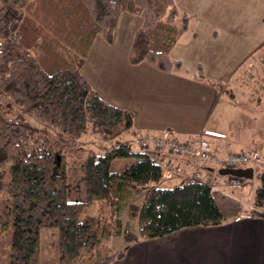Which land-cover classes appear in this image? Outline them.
Wrapping results in <instances>:
<instances>
[{
  "label": "trees",
  "instance_id": "obj_1",
  "mask_svg": "<svg viewBox=\"0 0 264 264\" xmlns=\"http://www.w3.org/2000/svg\"><path fill=\"white\" fill-rule=\"evenodd\" d=\"M123 12L142 20L128 51L130 64L146 63L160 72L181 68L170 52L188 19L179 15L175 0H0L2 264H39V236L46 228L58 233V264H111L126 247L106 249L104 239L122 235L131 243L229 221L204 182L159 184L152 147L109 143L130 130L133 114L102 99L81 68L97 36L113 44ZM254 58L255 73L244 70L236 83L242 88L245 80V89L258 95L264 90V44ZM88 132L104 144L83 157L85 200H69L66 159L81 155L78 141ZM258 165L264 163L254 171ZM255 174L248 216L264 218V170ZM137 194L139 206L132 203ZM132 216L137 234L129 230Z\"/></svg>",
  "mask_w": 264,
  "mask_h": 264
},
{
  "label": "rangeland",
  "instance_id": "obj_2",
  "mask_svg": "<svg viewBox=\"0 0 264 264\" xmlns=\"http://www.w3.org/2000/svg\"><path fill=\"white\" fill-rule=\"evenodd\" d=\"M179 2V15L183 10L190 12L186 15L188 19V28L181 35L186 34L181 42L172 48V55L174 57L179 56L181 58L182 68L181 72L188 76V74L200 73L205 75L206 78L212 79L215 81L214 84L219 87H222L224 83L231 82V77H236L241 80V75L243 71L252 70L255 73L254 55L259 48L264 44V0H178ZM124 17H132L129 20L121 19L118 38L127 39V33L134 31V28L138 26V20L140 21L141 17L138 15H129L126 12H123ZM181 16V15H180ZM193 34V35H192ZM99 37V36H97ZM109 45V44H107ZM106 56L111 61H114V57H118V63L122 66V63H129V52L127 46L123 43V46L120 45L111 50L106 46L105 52L99 48V44L94 42L93 47L89 50L84 61V69L92 71L94 68V62L96 58L101 56ZM178 58V57H177ZM199 63V64H198ZM200 65V72L197 68ZM131 65V64H130ZM179 70V69H178ZM108 71V68L105 70V74ZM147 69L144 67L133 68V66H123L118 68L117 71H113L107 75V77L102 79L103 87L106 89L105 93L120 106H127V108L136 111L147 102V95L145 96V90L143 87H146V76L145 73ZM85 76L86 73H84ZM255 75V74H254ZM253 76V74H252ZM260 78V76H258ZM88 79V77H87ZM252 79V78H251ZM89 82L90 79H88ZM252 82V81H251ZM242 88L239 87V84L235 86L232 91L224 90L221 91L220 98L216 102L215 108L214 104L212 113L209 116V122L213 120H220L221 122L226 121V124L231 127V130L242 132V137H238L239 140L244 139L243 141L248 140V137H251L255 132V117L264 118V113H255V100L246 98L248 92L245 85V80L242 81ZM162 86H167L171 89L173 93L180 97H187L196 100L200 95L207 94L203 91L197 90L189 86L187 83L178 84L176 88H172V84L169 82H162ZM232 85V83H231ZM153 86V85H149ZM234 87V86H232ZM230 88V87H229ZM162 89V88H160ZM236 89V90H235ZM255 89V88H254ZM227 91L228 96L225 94ZM238 91H242L244 105H241L242 102H239L240 96ZM147 94L150 93V90L147 91ZM167 94H166V93ZM233 92V93H232ZM152 93L166 95L165 100L170 101L168 91H159L155 92L153 89ZM195 94L194 98L192 96ZM231 95V96H230ZM153 98V97H149ZM227 101L229 105L225 102ZM239 102V103H238ZM174 103H177V100H174ZM164 103H162L163 105ZM173 106V110L170 113L172 116L173 122L179 121V116L184 115V113L192 114V107L189 106ZM227 106V108L223 106ZM260 106V108H262ZM254 107V108H253ZM124 108V107H123ZM186 108V110H185ZM245 108V109H244ZM254 109V110H253ZM260 110V109H258ZM31 123L36 121L33 118H28ZM232 121V123H231ZM262 122V121H261ZM130 130L124 132V134L109 143L112 145L120 143V140H130L131 143L138 142L141 136H144L146 133L134 132L130 135ZM204 130L202 136L199 137L203 141H207L209 144H212L209 141L207 135H205ZM150 133V132H149ZM166 136V139L175 143H179L172 134L168 132H163ZM140 136V137H139ZM79 143V152L81 155L76 158H67L66 159V170L68 168V198L69 200H79L83 198L85 200V195L81 196V192L84 191L83 183V157L86 154L87 150L100 151L101 145L104 144L100 136L95 133L88 132L84 134ZM137 144V143H136ZM251 148L252 145H248ZM241 149V148H240ZM164 153H169L166 150H159ZM215 151V150H214ZM250 149H241L238 152H254ZM217 154V151H215ZM236 152H226L224 154H219L222 158L226 157L229 154ZM171 154V153H169ZM215 154V155H216ZM255 154V153H252ZM221 158V160H222ZM262 159V160H261ZM221 160H210L209 162L196 163L198 166H214L216 169H226ZM264 163V147L260 150V161ZM172 166V165H171ZM168 171L164 174V178H172L174 171ZM264 170L263 165H258L255 173H259ZM4 178L7 182L9 180V165L3 167ZM197 177L192 176L189 180L201 181L207 184L209 187L216 186L220 190L213 192V197L218 204L221 212L225 217L231 219L238 214L249 212L252 209V195H253V186L257 184L258 178L254 174L253 179L247 180V183L244 185L234 188L236 190L242 191L245 189V194L241 192H236V194H231V192L225 191L222 187L223 183H229V179L225 180L223 183H218L215 179H203L202 176L196 174ZM173 185V184H172ZM228 186V185H226ZM225 186V187H226ZM229 187V186H228ZM218 193V194H217ZM248 193L249 196H248ZM220 194V195H219ZM244 198L243 201L242 199ZM142 195L137 194L134 198V205L139 206L141 203ZM224 199L223 201H221ZM96 204L94 205V207ZM93 207V209H94ZM125 215V214H124ZM127 218L128 215H127ZM137 221L134 216L130 218L129 230L132 234H137L136 228ZM48 230H55V228H46ZM101 244L106 248L113 251L121 250L125 245L123 243V236H115L110 240L104 239L101 241ZM3 259H0V264H2Z\"/></svg>",
  "mask_w": 264,
  "mask_h": 264
},
{
  "label": "crops",
  "instance_id": "obj_3",
  "mask_svg": "<svg viewBox=\"0 0 264 264\" xmlns=\"http://www.w3.org/2000/svg\"><path fill=\"white\" fill-rule=\"evenodd\" d=\"M177 1L178 0H175L176 7L177 10H179L180 4ZM182 13L184 14L180 15H187L190 12H185V10H183ZM123 16V13H121L115 30L113 44L107 45L101 37L95 38L94 42L99 44V48L102 49L103 52H105L106 46L113 50L115 47L120 45L123 46V43L127 46V50L129 51L133 34L141 25L142 20L140 19V21H137L138 26L134 28V31L127 33L126 40L124 38L119 39L118 30ZM125 18L129 20V18L132 17H124L123 19ZM185 35L186 34L179 38L175 46L181 42ZM93 44L91 48L93 47ZM170 56L181 62L179 56L174 57L172 55V50ZM118 59L119 58L116 56L113 59L114 61H111L105 55L98 57L94 62V68L92 71L84 69V61L81 72L86 79L87 77L90 79L91 82L87 79L88 82L102 99L131 111L133 114V123L129 131L130 135L134 132H150L155 134L168 132L177 140L183 142L190 137H201L204 130H211L223 135L222 138L208 137L209 141L212 143L213 149L217 151L218 154L238 152L241 151V149H255L254 152L260 156V150L264 147L263 117H255V121H253L255 123V129L253 131L255 132L251 137H248V140L246 141H243L245 138L239 140L238 137H242L243 133L231 130V127L226 124V121L221 122L220 120H213L210 123L208 120L212 113V109L215 108L216 102L220 98L221 91L228 89V91L231 92L232 89L238 85L236 83V80H238L237 76L231 77V82L229 83L226 80V83H224L222 87H219L214 84L215 81L206 78L205 75L200 73L198 75L197 73H192L188 74V76L179 73L181 72L180 69L182 66L179 70L160 72L146 63H140L137 65L122 63V66H120ZM125 65L133 66V68L144 67V69L148 70L145 73L147 79L146 87L143 88L147 91L150 90V93L147 94L145 90L144 95H147L148 97L147 102L137 109V112L127 108V106L118 105L115 100L111 99L105 93L106 89L103 87L102 79L107 77L109 71L112 73L114 70L117 71L118 68ZM199 66L200 65H198V67ZM107 68L108 71L105 74L104 72ZM84 73H86L87 76H85ZM242 76L243 75H241V77ZM162 82H169V84H172V88H176L180 83H187L192 88L203 91V93L208 92L207 94L198 96L196 100L187 97L184 98L175 95L171 89L167 88V86H162ZM153 89H155V92L161 90L168 91L170 93V95H168L170 101H166V95L163 96L162 93H152ZM225 94L228 96L227 91ZM238 95L240 96L239 102H242L241 105H244L243 97L246 96V98L248 97L249 99L255 100V108L253 107L255 113H264V106L260 108V106L264 104V90H261L258 95L256 93L255 95L248 93L245 96H243L242 91H238ZM194 96L195 94L192 98H194ZM149 97L153 98L151 99ZM174 100H177V103H174ZM225 102L229 105L227 101ZM162 103L164 104L162 105ZM188 104L192 107V114L184 113V115L179 116L178 122H173L172 116L170 115L173 106H186ZM212 104H214V108ZM223 107L227 108L226 105ZM204 137L202 136V138ZM248 145H252L253 148ZM148 150L151 152L153 151L156 154L157 164L159 165L162 175L159 181V184L161 185L181 183L182 181L189 180L195 174H199L203 179H215L218 183H223L228 178L227 175L221 174V171L214 166H198L185 156H175L169 153L158 152L153 149ZM167 163L172 164V171H174V174L172 178L165 179L164 171ZM67 175L69 177L68 168ZM222 187L225 191L227 190V192H231V194H236V192L245 194L244 192H246L245 189L239 191L228 186ZM249 194L250 193H248V196ZM82 195H84V192H81V196ZM79 200L83 201V198H80L79 196ZM223 200L224 199L221 201ZM242 200L246 201L247 199L244 200L243 198ZM124 214L122 218L123 223L127 220V213ZM57 239L58 233L53 229H42L40 231L39 264H58ZM123 243L124 245L126 244L124 246L126 247L124 256L119 260H115L111 264H264V218L250 217L247 212H243L218 226L191 227L176 231L161 238L140 240L131 243H127L123 238Z\"/></svg>",
  "mask_w": 264,
  "mask_h": 264
},
{
  "label": "built area",
  "instance_id": "obj_4",
  "mask_svg": "<svg viewBox=\"0 0 264 264\" xmlns=\"http://www.w3.org/2000/svg\"><path fill=\"white\" fill-rule=\"evenodd\" d=\"M217 134V133H216ZM213 132L205 131V135H216ZM140 137V136H139ZM137 143V144H136ZM136 145L140 148L146 149L148 147H152L153 149L159 150H166L171 154L174 155H184L187 156L193 163H201V162H209L210 160H221V158H217L211 151V144L207 141H203L198 138H191L184 142L175 143L171 139L168 142L164 133L162 135H153V134H145L141 136L140 140L137 142ZM260 161L257 154H229L226 157L222 158L220 162H223L226 169H238L243 166H255ZM171 164L167 163L165 165V173L170 171L171 172ZM197 177V175H194ZM229 183H227L230 187H240L245 184V180L236 178V177H229ZM213 190H219L218 187L212 186Z\"/></svg>",
  "mask_w": 264,
  "mask_h": 264
},
{
  "label": "water",
  "instance_id": "obj_5",
  "mask_svg": "<svg viewBox=\"0 0 264 264\" xmlns=\"http://www.w3.org/2000/svg\"><path fill=\"white\" fill-rule=\"evenodd\" d=\"M220 171L221 174L231 175L245 179H251L253 177V169L250 167L245 169H222Z\"/></svg>",
  "mask_w": 264,
  "mask_h": 264
},
{
  "label": "bare ground",
  "instance_id": "obj_6",
  "mask_svg": "<svg viewBox=\"0 0 264 264\" xmlns=\"http://www.w3.org/2000/svg\"><path fill=\"white\" fill-rule=\"evenodd\" d=\"M210 132H213V131H210Z\"/></svg>",
  "mask_w": 264,
  "mask_h": 264
}]
</instances>
